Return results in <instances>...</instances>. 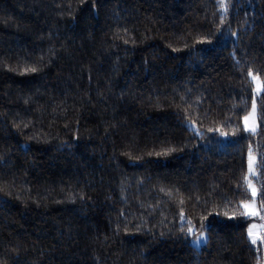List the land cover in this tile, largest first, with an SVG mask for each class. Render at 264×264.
Segmentation results:
<instances>
[{
	"label": "trees",
	"instance_id": "obj_1",
	"mask_svg": "<svg viewBox=\"0 0 264 264\" xmlns=\"http://www.w3.org/2000/svg\"><path fill=\"white\" fill-rule=\"evenodd\" d=\"M254 77L264 0H0V264H264Z\"/></svg>",
	"mask_w": 264,
	"mask_h": 264
},
{
	"label": "rangeland",
	"instance_id": "obj_2",
	"mask_svg": "<svg viewBox=\"0 0 264 264\" xmlns=\"http://www.w3.org/2000/svg\"><path fill=\"white\" fill-rule=\"evenodd\" d=\"M255 85H256L255 92H256V95H257V94L260 93V91L262 89L261 82H260L259 79L258 80L255 79ZM252 110H253V108L251 109V111L246 116H249L250 114H252ZM244 125H245V119H244ZM249 126L250 127L247 130L248 131H251V132L256 131L257 128H258V120H257V114H256V106H255L254 118L249 120ZM252 127H254V131L250 130V128H252ZM250 156L253 158V165H252V167L255 170L256 157L253 154H251ZM246 204L250 205L251 206V209L250 210L255 211V213H256L255 215H251V216H258L259 210H258V207L256 206L255 200H251L250 202H247ZM253 226H255V227L253 228ZM250 229L252 230L253 234L256 237L263 236V231H264V222H263V220H259V219L253 220L251 222V224H250L249 231H250ZM207 237H208L207 232L206 231H202V232L198 233L192 239V242L197 247H201L203 244H205V242L207 240ZM250 238H251V240L253 239L252 236H250ZM259 241H260V239L257 238L255 243H258Z\"/></svg>",
	"mask_w": 264,
	"mask_h": 264
},
{
	"label": "snow or ice",
	"instance_id": "obj_3",
	"mask_svg": "<svg viewBox=\"0 0 264 264\" xmlns=\"http://www.w3.org/2000/svg\"><path fill=\"white\" fill-rule=\"evenodd\" d=\"M254 79H257V80H258L259 78H258V77H254ZM261 87H264V84H261ZM254 113H255V104H253L252 114H250L249 116H246V117L244 118V119H245V128H246V129H249V127H250V126H249V120L254 118ZM250 130L254 131V127L250 128ZM252 165H253V158L250 156V157H249V171H250V172H254V169H253ZM249 187L252 188V185H251V182H250V181H249ZM252 194L255 195V189H254V188H252ZM242 207L245 208V209L247 210V211H246V214H248V215H255V214H256L255 211L250 210V209H251V206H250V205H248V204H243ZM254 227H255V226H253V228H254ZM188 231H189V232H192L193 229H192V228H189ZM249 235L253 237V239H252V242H253V243L256 242V239H257V238H259L262 242H264V236L256 237V236L253 234V232H252L251 229H250V231H249Z\"/></svg>",
	"mask_w": 264,
	"mask_h": 264
}]
</instances>
